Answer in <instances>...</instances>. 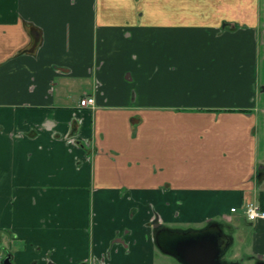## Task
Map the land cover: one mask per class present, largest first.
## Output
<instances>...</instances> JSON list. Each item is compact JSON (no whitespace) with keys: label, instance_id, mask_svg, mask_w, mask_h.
<instances>
[{"label":"crops","instance_id":"1","mask_svg":"<svg viewBox=\"0 0 264 264\" xmlns=\"http://www.w3.org/2000/svg\"><path fill=\"white\" fill-rule=\"evenodd\" d=\"M260 166L264 0H0V245L13 264H155L171 257L155 216L228 222L234 243L236 214L251 224L244 258L264 259V217L242 209L264 210Z\"/></svg>","mask_w":264,"mask_h":264},{"label":"water","instance_id":"2","mask_svg":"<svg viewBox=\"0 0 264 264\" xmlns=\"http://www.w3.org/2000/svg\"><path fill=\"white\" fill-rule=\"evenodd\" d=\"M154 221L153 236L156 244L163 253L171 255L182 264H232L233 262L241 264L240 260L233 261L227 258L233 246L231 231L225 232L221 227L217 231H212L207 226L178 232ZM2 264H13L10 255L3 258ZM255 264H264L262 256L255 257Z\"/></svg>","mask_w":264,"mask_h":264},{"label":"rangeland","instance_id":"3","mask_svg":"<svg viewBox=\"0 0 264 264\" xmlns=\"http://www.w3.org/2000/svg\"><path fill=\"white\" fill-rule=\"evenodd\" d=\"M232 224L236 227V232H234V243L233 246L230 248V252L228 258L232 259L235 255L236 260H240L242 264H255V258L253 261L248 262L245 256V251L247 247V242L250 240L249 230L251 224L246 221L245 218L238 216L237 214L233 216ZM189 225H199V224H188L182 226H189ZM0 256L5 257V252L0 245ZM161 257L156 258L155 264H182L178 262L175 258L168 257L166 255H160Z\"/></svg>","mask_w":264,"mask_h":264},{"label":"built area","instance_id":"4","mask_svg":"<svg viewBox=\"0 0 264 264\" xmlns=\"http://www.w3.org/2000/svg\"><path fill=\"white\" fill-rule=\"evenodd\" d=\"M95 98L93 95L85 94L79 100V105L82 107L94 106ZM236 208L232 207L230 210L234 211ZM243 212L249 220H257L264 217V210L261 208L259 202L257 201H247L243 207Z\"/></svg>","mask_w":264,"mask_h":264},{"label":"flooded vegetation","instance_id":"5","mask_svg":"<svg viewBox=\"0 0 264 264\" xmlns=\"http://www.w3.org/2000/svg\"><path fill=\"white\" fill-rule=\"evenodd\" d=\"M259 175V174H258ZM154 220H156L157 222H158V218H157V216H155L151 221H150V224H151V226H152V229H153V225H154ZM163 226V225H162ZM207 226H209L210 228H211V230L212 231H217V230H219V228L221 227V229H224V231L225 232H230L231 230H232V225L230 224V223H228V222H225V221H218V223H216V221H214V220H211V221H209V222H206L205 224H204V226H202V227H207ZM202 227H200V228H202ZM157 228V227H156ZM169 228H171V229H176V230H173V231H186V230H190V231H192V230H194V229H200L199 227H195V226H186V228H182L181 226H177V225H170V227ZM155 230V228L153 229V231ZM116 239H118V238H116ZM158 250L159 251H161L160 250V248L158 247ZM162 252V251H161ZM163 253V252H162ZM165 254V253H164ZM168 255V254H167ZM171 256V255H170ZM172 257V256H171ZM174 258V257H173ZM228 260H235V259H229L228 258ZM237 261V260H236ZM179 262V261H178ZM225 262H227L226 260H225ZM90 264V263H89ZM232 264H234V262L232 263ZM241 264H242V262H241Z\"/></svg>","mask_w":264,"mask_h":264},{"label":"trees","instance_id":"6","mask_svg":"<svg viewBox=\"0 0 264 264\" xmlns=\"http://www.w3.org/2000/svg\"><path fill=\"white\" fill-rule=\"evenodd\" d=\"M259 174V175H258ZM257 175L260 177V178H263V176H264V166H260L259 168H258V170H257ZM234 227L232 226V229H233Z\"/></svg>","mask_w":264,"mask_h":264}]
</instances>
